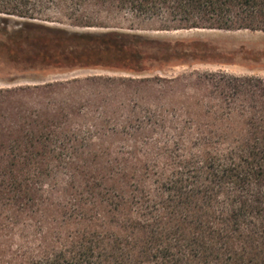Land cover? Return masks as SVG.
I'll list each match as a JSON object with an SVG mask.
<instances>
[{
	"label": "trees",
	"instance_id": "1",
	"mask_svg": "<svg viewBox=\"0 0 264 264\" xmlns=\"http://www.w3.org/2000/svg\"><path fill=\"white\" fill-rule=\"evenodd\" d=\"M0 12L23 18L6 34L27 72L141 75L195 48L137 29L264 31V0H9ZM186 80L0 90V264H264V77L196 73L202 94L164 96Z\"/></svg>",
	"mask_w": 264,
	"mask_h": 264
},
{
	"label": "rangeland",
	"instance_id": "2",
	"mask_svg": "<svg viewBox=\"0 0 264 264\" xmlns=\"http://www.w3.org/2000/svg\"><path fill=\"white\" fill-rule=\"evenodd\" d=\"M8 7L9 0H0V8L5 9ZM2 18L7 19L3 20ZM22 20L23 18L21 17L9 16V14L0 12V28L5 31H0V90L3 91L10 86L41 85L56 81L85 79L89 76L159 77L162 80L183 77L190 80L192 75L196 73L223 71L230 75L264 77V31L202 28L171 31L151 28L134 30L133 32L173 40L179 45L195 46L193 49L180 51L177 55L166 57L159 69L145 74L134 75L133 73L100 68H78L69 71L35 70L27 72L23 70V67H19L21 65L14 63L8 55L9 37L6 33L9 34L14 28L20 27ZM83 29L91 31L102 30V28L95 27ZM200 30L203 31L201 32ZM188 80L181 87H178L174 95L172 92H166L164 96L180 98L182 89L187 93L193 94L194 86H197L196 90H199L198 93H203L207 85H205L204 80L198 85H193ZM4 93H0V97L9 98V95ZM2 109V104H0V114ZM2 125H5V123Z\"/></svg>",
	"mask_w": 264,
	"mask_h": 264
},
{
	"label": "bare ground",
	"instance_id": "3",
	"mask_svg": "<svg viewBox=\"0 0 264 264\" xmlns=\"http://www.w3.org/2000/svg\"><path fill=\"white\" fill-rule=\"evenodd\" d=\"M191 31H194V30H191ZM196 31V30H195ZM201 31V30H200ZM203 31V30H202ZM201 31V32H202ZM205 31V30H204ZM181 32V31H180ZM151 33V32H150ZM155 33H157V32H155ZM177 34V33H176ZM178 34H179V32H178ZM176 36V35H175ZM178 36V35H177ZM159 38V37H158ZM163 38V37H162ZM180 39V38H179ZM182 39V38H181Z\"/></svg>",
	"mask_w": 264,
	"mask_h": 264
}]
</instances>
